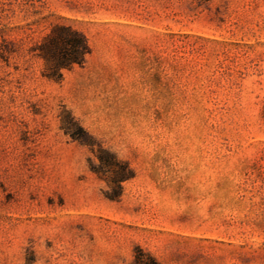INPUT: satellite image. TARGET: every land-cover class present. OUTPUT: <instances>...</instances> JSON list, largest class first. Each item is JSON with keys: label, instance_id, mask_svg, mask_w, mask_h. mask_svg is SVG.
I'll list each match as a JSON object with an SVG mask.
<instances>
[{"label": "rangeland", "instance_id": "1", "mask_svg": "<svg viewBox=\"0 0 264 264\" xmlns=\"http://www.w3.org/2000/svg\"><path fill=\"white\" fill-rule=\"evenodd\" d=\"M53 25L90 48L59 81L31 52ZM140 251L264 264V0H0V264Z\"/></svg>", "mask_w": 264, "mask_h": 264}, {"label": "trees", "instance_id": "2", "mask_svg": "<svg viewBox=\"0 0 264 264\" xmlns=\"http://www.w3.org/2000/svg\"><path fill=\"white\" fill-rule=\"evenodd\" d=\"M31 52L37 58L43 61L44 71L42 75L54 81H59L63 71L71 70L78 66L81 67L90 54V48L85 36L66 25H53L42 40L32 48ZM68 133V128H63ZM72 139L84 143V139L74 134H70ZM95 154L102 170H91L98 174L109 175V181L120 188V183L132 177V172L128 165L118 161L115 156L109 154L106 150L98 148ZM108 179V178H107ZM120 196L116 193L111 199H117ZM134 264H159L154 258L141 251L135 256Z\"/></svg>", "mask_w": 264, "mask_h": 264}]
</instances>
